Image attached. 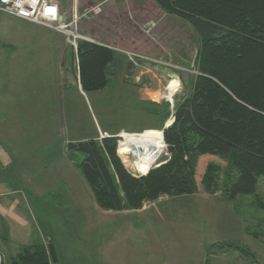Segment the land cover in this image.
Instances as JSON below:
<instances>
[{"label":"rangeland","instance_id":"obj_1","mask_svg":"<svg viewBox=\"0 0 264 264\" xmlns=\"http://www.w3.org/2000/svg\"><path fill=\"white\" fill-rule=\"evenodd\" d=\"M32 34L47 37L44 32ZM60 34L61 81L56 78V83H60L61 108H55L57 90H51L50 109L43 110L44 131L50 134V141L33 143L31 150L20 143L15 165L9 169L3 165L9 156L0 149V195H6L0 198V211L8 218L16 212L17 219V223L12 217L0 220V224L15 228L13 236L7 237V226L3 227L0 264H12L23 244L37 246L44 241L54 246L57 260L61 251V264L63 257L69 258V264H106V249H110L111 260L109 255L107 260L111 264H264V210L255 204L256 195L264 199L263 177L255 194L227 199L222 184L229 175L232 182L238 175L218 159V198L206 197L200 181L194 196L171 197L166 202L144 204L145 211L116 216L98 207L75 167L84 155L74 151L71 144L114 137L125 168L136 177L143 175L132 156H128L130 164L123 161L118 153L122 138L117 136L161 131L174 119L177 105L190 94L197 48L193 46V55L184 68L173 62L162 61L166 65H160L131 59L127 53L132 52H126V65L118 64L109 74L106 88L84 91L78 47L75 49L72 38ZM7 44L0 41V58L10 56ZM27 64L33 67L41 63L30 60ZM168 155L166 147L152 168ZM5 202L10 205L4 206Z\"/></svg>","mask_w":264,"mask_h":264},{"label":"trees","instance_id":"obj_2","mask_svg":"<svg viewBox=\"0 0 264 264\" xmlns=\"http://www.w3.org/2000/svg\"><path fill=\"white\" fill-rule=\"evenodd\" d=\"M154 1L193 29L197 47L190 94L177 105L172 125L161 129L169 155L136 177L117 155L118 139L110 137L71 144L84 155L75 167L106 212L192 196L200 181L207 192L218 193V159L238 175L222 184L223 196L255 194L264 178V0ZM77 56L83 90L106 88L117 53L80 41ZM255 204L264 210L259 195ZM12 264L53 261L45 245L23 246Z\"/></svg>","mask_w":264,"mask_h":264},{"label":"crops","instance_id":"obj_3","mask_svg":"<svg viewBox=\"0 0 264 264\" xmlns=\"http://www.w3.org/2000/svg\"><path fill=\"white\" fill-rule=\"evenodd\" d=\"M51 1L58 6L60 21L63 24L73 22L77 13L80 17L87 10L100 7L98 13H91L82 17L78 21L77 29L83 37L88 39V43L112 49L117 53L116 59L110 66V73H114L118 64L121 66L120 64L125 63L124 58L127 59V56L124 55V52L173 62L184 68L193 55V46L197 48L193 42L195 39L193 29L179 19L165 14L154 0ZM43 32L47 36L46 38L31 36L32 33L42 34ZM61 36L62 34L50 28L0 15V39L7 42L8 49L11 50L9 52L11 57L7 56L8 58H6L1 55L0 58V149L7 157L9 156V160L3 164L7 165L8 169L13 164L15 165V152L20 143H23L24 148L31 150L33 143L45 144L50 141V134L44 131L43 110L50 109L51 103L48 95L51 90H57L55 97L57 100L53 103L56 104L55 108H61V95L58 90L60 83H56V78H60L61 81V64H59L61 60L60 48L61 43H63ZM1 53L3 54V52ZM31 55L33 56L32 59L30 58ZM71 56L73 58L74 55L71 54ZM30 60L41 64L29 67L27 63ZM3 62L5 63L1 68ZM125 70V68L122 69V73ZM153 77L155 78V76ZM28 111L30 112L28 113ZM39 111L42 114H38ZM167 126L168 124L164 126V129ZM37 163L42 165L41 160H38ZM206 193V197L209 198H218L217 196H219L218 193ZM3 197L6 195L1 194L0 198ZM170 198L162 197L156 202L160 200L166 202L171 200ZM8 205H10L9 202L4 203V206ZM142 211L145 210L110 211L107 214L129 216ZM0 214L1 220L5 214L3 211H0ZM15 216L16 212L13 214L11 212L9 218H14L17 223ZM5 217L9 219L7 216ZM8 224H0L1 241L4 238L1 233L4 226H7V237H12L14 234L15 228ZM109 226L107 222V230L111 233ZM22 227L24 230V226ZM40 245L48 246L49 244L44 241ZM22 246L30 245L23 244ZM105 251L107 254L106 264H111L107 260L108 255L109 260H111L110 249ZM58 253L57 263L61 264V251ZM1 255H4V251L0 246ZM62 261L63 264H69L68 257H63Z\"/></svg>","mask_w":264,"mask_h":264},{"label":"built area","instance_id":"obj_4","mask_svg":"<svg viewBox=\"0 0 264 264\" xmlns=\"http://www.w3.org/2000/svg\"><path fill=\"white\" fill-rule=\"evenodd\" d=\"M99 11L100 7H94L87 10L83 16L98 13ZM0 14L41 25L59 33L61 32L72 38L75 49L78 47V41L88 40L77 29V24L81 17L76 16L70 24L61 23L58 6L51 0H0ZM70 28H73L71 32L69 31ZM124 53L126 54V52ZM127 55H130L131 59L137 58V60L166 65L162 60L152 59V57L141 54L127 53Z\"/></svg>","mask_w":264,"mask_h":264},{"label":"bare ground","instance_id":"obj_5","mask_svg":"<svg viewBox=\"0 0 264 264\" xmlns=\"http://www.w3.org/2000/svg\"><path fill=\"white\" fill-rule=\"evenodd\" d=\"M77 16H79L78 13ZM80 17L86 16L81 15ZM174 84L172 85V89L174 88ZM171 122H173V119L168 121V125ZM121 136L122 141L118 153L123 161L126 164H130L131 162L128 160V156H132L134 165L138 168L139 173L143 175L148 174L152 166L156 164L157 160L165 151L166 146L163 141L162 132L147 130L141 134L122 133Z\"/></svg>","mask_w":264,"mask_h":264},{"label":"water","instance_id":"obj_6","mask_svg":"<svg viewBox=\"0 0 264 264\" xmlns=\"http://www.w3.org/2000/svg\"><path fill=\"white\" fill-rule=\"evenodd\" d=\"M173 122H174V119H173ZM173 122H171L170 125H168V126L165 127V128H168L169 126H171ZM162 134H163V132H162ZM117 137H118V138H122V136H117ZM163 141H164V138H163ZM165 146H166V145H165ZM144 176H146V175H141L140 178H141V177H144ZM48 250H49V254H50V257H51L53 263L56 264L58 260H57L56 251H55L54 246L51 245V244L48 245Z\"/></svg>","mask_w":264,"mask_h":264}]
</instances>
